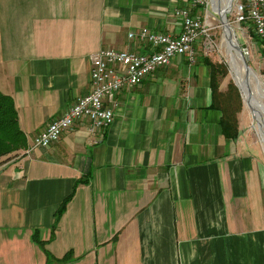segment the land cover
Here are the masks:
<instances>
[{
	"label": "crops",
	"instance_id": "obj_1",
	"mask_svg": "<svg viewBox=\"0 0 264 264\" xmlns=\"http://www.w3.org/2000/svg\"><path fill=\"white\" fill-rule=\"evenodd\" d=\"M187 5L0 0V91L28 147L89 94L90 55L148 53L129 34L178 36L175 11ZM211 64L198 46L194 60L176 57L121 90L104 136L79 123L0 166V264H48L47 253L61 264H264L262 148L238 90Z\"/></svg>",
	"mask_w": 264,
	"mask_h": 264
},
{
	"label": "built area",
	"instance_id": "obj_2",
	"mask_svg": "<svg viewBox=\"0 0 264 264\" xmlns=\"http://www.w3.org/2000/svg\"><path fill=\"white\" fill-rule=\"evenodd\" d=\"M187 4L175 11L176 18L182 22L178 36L146 29L129 34L131 40L138 38L145 42L150 48L148 53L103 49L90 55L89 94L52 121L23 154L37 148H51L79 123H85L90 136H104L113 124L116 98L121 90L141 85L157 70L170 66L176 57L188 56L194 60L198 46L208 56L214 48L208 10L210 0H187ZM235 7L238 21L251 28L264 44V0H235Z\"/></svg>",
	"mask_w": 264,
	"mask_h": 264
},
{
	"label": "rangeland",
	"instance_id": "obj_3",
	"mask_svg": "<svg viewBox=\"0 0 264 264\" xmlns=\"http://www.w3.org/2000/svg\"><path fill=\"white\" fill-rule=\"evenodd\" d=\"M215 1V2H214ZM224 1V3H223ZM221 4L224 6L225 10H229V16L228 20L232 26V31H234L235 38L237 40V43L242 48H245L248 50L249 53V65L254 71V73L264 82V44L260 43L259 40L255 37L253 34V31L251 28H249L247 25H244L238 21L237 17V10L235 7V0H223ZM233 1V3H232ZM216 4L218 9V14L214 12L213 8ZM218 0H211L209 4V16H210V26L211 31L210 34H212V39L214 42V48L213 51L208 55L209 58H211L214 62H216L218 65H221L225 70H227V79L231 81L233 86L238 90L242 105L245 107V111L248 114L249 119V131L251 133L252 140L256 142L257 144H260L262 148V154L264 158V137L261 135V132H263V128H260V124L257 122V120L254 119L253 111L251 108V105L249 102L243 100V95L241 93V90L239 89L238 85L236 84L234 80V76L231 73V69L235 70V65L239 64L238 57L236 55L235 48L227 38V35L225 37L223 36V27L220 16V6H219ZM225 11L223 13L224 18ZM198 48V47H197ZM196 48V49H197ZM230 65V66H229ZM246 104V105H245ZM14 160V159H12ZM11 160V161H12ZM10 162V161H9Z\"/></svg>",
	"mask_w": 264,
	"mask_h": 264
},
{
	"label": "trees",
	"instance_id": "obj_4",
	"mask_svg": "<svg viewBox=\"0 0 264 264\" xmlns=\"http://www.w3.org/2000/svg\"><path fill=\"white\" fill-rule=\"evenodd\" d=\"M211 65H213L214 75H227V70H225L226 68L224 69L221 65H217L218 68H216V64ZM27 148L28 140L25 133L20 128L18 111L14 99L0 91V166L8 163L12 159L22 156L23 152ZM88 182L89 177L79 180L77 184L79 185L81 183ZM74 193L75 190L64 200L58 209L56 213L57 221L61 218ZM35 240L39 242L37 236ZM47 257L48 264H61L67 262V257L56 262H54V258L50 253H47Z\"/></svg>",
	"mask_w": 264,
	"mask_h": 264
},
{
	"label": "bare ground",
	"instance_id": "obj_5",
	"mask_svg": "<svg viewBox=\"0 0 264 264\" xmlns=\"http://www.w3.org/2000/svg\"><path fill=\"white\" fill-rule=\"evenodd\" d=\"M222 1L223 0H218L220 4V10L221 8L223 9L221 14L223 18V13L224 11L226 13L227 10H225L224 6L222 5L224 1L221 4ZM233 34L234 31L232 30L227 31L226 33L227 36ZM235 51L240 63L235 65V70L230 67L231 73L233 74L234 80L241 90L245 103L246 101L250 103L254 119L260 124V128H263L261 135L264 137V82L254 73L251 67L250 69L247 68L246 61L249 59L248 50H246L247 54L246 52L240 53L236 49Z\"/></svg>",
	"mask_w": 264,
	"mask_h": 264
},
{
	"label": "water",
	"instance_id": "obj_6",
	"mask_svg": "<svg viewBox=\"0 0 264 264\" xmlns=\"http://www.w3.org/2000/svg\"><path fill=\"white\" fill-rule=\"evenodd\" d=\"M210 1H211V0H210ZM233 1H234V0H233ZM233 1H232V3H233ZM213 10H214L215 13L218 14V12H217L215 9H213ZM229 13H230V11L228 10V11L225 13V18H224V19L222 18V16H220V18H221V22H222V27H223V36H224V37H225L227 31H229V30H233V29H232V26H231V24H230V22H229V20H228ZM227 38H228V40H229L230 42H232L234 48H235L238 52H240V53H245V52H246V49H245V48H242V47L239 45V43H237V40H236V38H235V34H233V35H229V36H227ZM246 54H247V52H246ZM248 61H249V59H248ZM248 61H246V66H247V68L250 69V66H249ZM236 84H237V83H236ZM242 97H243V96H242ZM243 100H244V98H243ZM244 103H245V102H244Z\"/></svg>",
	"mask_w": 264,
	"mask_h": 264
}]
</instances>
